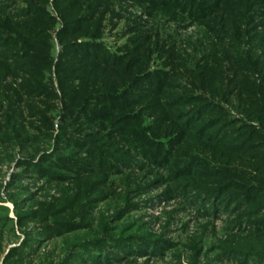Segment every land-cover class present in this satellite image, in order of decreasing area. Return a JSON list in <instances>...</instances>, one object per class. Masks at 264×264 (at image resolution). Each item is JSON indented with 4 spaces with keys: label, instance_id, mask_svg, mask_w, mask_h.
<instances>
[{
    "label": "rangeland",
    "instance_id": "obj_1",
    "mask_svg": "<svg viewBox=\"0 0 264 264\" xmlns=\"http://www.w3.org/2000/svg\"><path fill=\"white\" fill-rule=\"evenodd\" d=\"M188 1H194V4L191 3V7L185 10L173 6L175 0H167L163 5L159 0H103L104 4L92 13L100 23L97 42L102 43L111 54L124 58V63L135 65L134 69L127 70L129 74L140 69L143 77L153 76L151 81L155 84L158 72H162L167 81L162 90H157L158 94L149 93L143 99L137 97L128 108L127 105L123 109L119 107L111 120L117 118L113 123L123 126H141L153 141L180 152L197 144L188 134L183 136L178 146L170 143L172 138H177L180 130H184L181 119L178 122L173 119H177V112L191 105L187 102L189 99L184 101L185 98L180 100L183 105H170L172 95L200 94L220 104L229 118L239 120L238 124L252 123L264 128V123L253 121L246 115L243 109L246 102L238 95L240 85L254 89L255 85L259 86L264 74V0H250L251 12L246 17L247 21L239 15L236 5H232L235 0ZM79 2L85 12V5L95 0ZM197 3H203L205 9L196 10ZM32 5L44 9L47 15L53 17L54 25L47 26L46 16H42L44 20L37 22L45 30L38 31L33 14L28 13L32 11L26 10ZM21 11L28 15L19 14ZM79 13L77 6L71 14L76 16ZM0 19H11V25L33 23L30 26L36 28L39 36L26 41V44L38 43H31L30 50L41 51L39 46L45 42L41 41L48 35L52 61L49 69L45 70L43 81L52 80V92L56 95L50 103L52 108H48L42 93H31L36 95L32 99L24 94L27 91L20 88V84L28 73L21 68L11 74L10 66L27 62L26 58L17 62L13 59L22 54L14 47V37L25 40V30H11L10 34L0 31V69L5 68L4 76L0 72V123H5L6 114H10L11 110H20L22 116L18 124L22 121L29 134L25 143L21 144L13 136L9 125L3 130L10 134H5L2 139L0 137V217L10 219L0 227V264H3L9 248L22 242L25 236L23 230L35 229L36 225L31 220L19 226L18 212H40L41 204L56 205L70 197H75L79 204L76 213L80 215L75 220L82 221L84 225L75 232L43 238L39 244L36 242L34 246L37 247L30 253V260L21 264H56L73 243L82 244L99 238L108 242L111 237L126 239L129 236L158 239L159 250L129 254L108 244V257L102 254L101 259L93 260L81 250L78 251V261L73 264H259L252 258L243 263L239 257L225 252L226 248L243 247L249 236L243 229L244 224L239 226L234 221L238 217L237 210L234 211L233 207L226 210L224 204L218 206L212 200L193 198L197 192L195 189H177L178 180L169 173V165L161 167L151 163L128 149L125 143L119 142L118 136L113 143L108 141L105 146H111V150L115 147L117 153L132 161L131 166L121 167L119 173L105 174L96 170L93 174L56 182L20 165L24 158L37 162L38 154L51 147V135L57 134L61 128H76L91 136L99 126L96 123L94 126L82 125L79 119L70 126L62 119L55 63L61 51L57 32L63 23V16L57 1L0 0ZM121 71L119 67H114V82L118 86H122L126 79ZM16 90L22 92L20 98H17ZM4 91L6 98L1 93ZM242 92L245 91H241V95L246 96ZM254 96H259L258 92ZM156 100H160L163 106L167 102L170 107L165 109ZM30 101L36 102L31 109ZM166 112L167 117L160 119L159 115ZM107 118L104 122H110ZM216 154L217 150L215 154L205 151L204 156L213 160L210 155ZM200 186L209 187L207 183ZM217 206L218 210L214 212ZM245 218L241 216L239 219ZM146 243L148 241H138L136 246L148 248ZM136 246L127 245L132 250ZM88 251L95 256L92 249ZM101 251L104 253L106 249Z\"/></svg>",
    "mask_w": 264,
    "mask_h": 264
},
{
    "label": "trees",
    "instance_id": "obj_2",
    "mask_svg": "<svg viewBox=\"0 0 264 264\" xmlns=\"http://www.w3.org/2000/svg\"><path fill=\"white\" fill-rule=\"evenodd\" d=\"M56 1L61 7L63 16V23L57 32L61 51L55 63V75L59 90L58 99L62 102V119L66 120L70 126L75 125L78 119L82 125L94 126L96 123L99 129L94 131V134L91 133L93 135L90 136L81 133L76 128H74L75 130L61 128L57 134L51 135V147L38 154L37 162L24 158L20 165L56 182L77 175L93 174L96 170L105 174L119 173L121 167L131 166L132 161L122 153H117L115 147L114 150H111V146L110 148L105 146L108 141V143H113L119 137V142L125 143L128 149L143 156L151 163L161 167L169 165L171 167L169 173L178 180L177 189H195L197 192L193 198L200 197L202 201L212 200L213 204L218 206L224 204L223 207L226 210L231 207L234 208V211L237 210L238 217L234 221H237L239 226L244 224L243 229L249 236L243 247L226 248L225 252L239 257L243 263L252 258L257 263L264 264V128H258L259 126L252 123L238 124L239 120L229 118L227 111L220 104L200 94L170 96V105L176 106L178 103L183 105V102L180 101L182 98H185L184 101L189 99L187 102L191 104L189 108L177 112V119H173L177 122L178 119H181V125L185 131L180 130L177 133V138H172L170 143L172 145L175 143L178 146L183 136L188 134L192 139L194 138L197 144L187 148L184 152L156 143L146 135L141 126H123L120 123H113L117 118L111 119L118 110L123 109L126 105L127 108L132 106L138 99L137 97L143 99V96L149 93L158 94V91L162 90L167 83L163 77L164 73L158 72L159 77L156 78L155 84L151 81L153 76L143 77L140 69L129 74L127 70L134 69L135 65L124 63V58L111 54L102 43L97 42L100 23L95 20L92 13L104 4L103 0L87 3L85 12H83L84 6L79 0L78 2L75 0ZM159 2L163 5L165 2L167 3V0H159ZM174 3L173 6L188 10L194 1L175 0ZM232 5H236L239 15L247 21L246 17L251 12L249 10L251 8L250 0H235ZM77 6L81 13L74 16L71 13ZM194 8L203 11L205 5L197 3ZM27 9L32 11L28 13L33 14L32 17L36 22L42 21V16H46L47 26L54 25V18L47 15L44 9L36 5L27 7ZM21 13L28 15L26 12L21 11L19 14ZM10 21L11 19H0V31L3 30L10 34L11 30H25V40L13 36L15 38L14 47L22 52L21 55L17 54L13 59L16 62L21 58L27 60L26 63L21 62L10 66L11 74L17 73L22 68L24 73H28L20 84V88L27 91L24 94L32 99V96L36 95H30L31 93L37 95L42 93L48 108H52L53 105L51 106L50 103L55 95L51 88L53 82L50 79L49 82L43 81L45 70L49 69L52 61L49 52L50 44L47 40L48 35L41 41H45L39 46L41 51L39 49L30 50L31 43L38 45L35 41L26 44L27 40L38 39L36 38L39 36L38 31L44 32L45 27L41 28L39 22H35V27H38L37 31L35 27L30 26L33 23L11 25ZM7 22L9 23L7 24ZM85 38L89 39L85 40ZM114 67L122 69L121 72L126 76L122 86H118L114 82ZM0 72L4 76L5 68H1ZM240 87L238 95L246 102V104L243 103L246 106L243 108L246 115L253 121L264 123V74L261 77V83L259 86L255 85L254 89L243 84ZM241 91H245L242 93H245L246 96H242ZM256 92L259 96H254ZM1 93L5 97V91ZM15 93L19 96L17 98H20L22 92L16 90ZM12 102H10L9 108ZM156 103L163 106L160 100H156ZM35 105L36 102H29L30 109ZM163 107L166 109L170 106L166 102ZM166 114L167 112L161 113L160 119H165ZM21 116L20 110L18 112L11 110L10 114H6L5 123H0L1 139L9 133L3 129L10 125V131L17 141L21 144L25 143L29 134L22 121L18 124ZM179 116L181 117L179 118ZM105 118L110 122H104ZM116 136L118 137L116 138ZM216 150L217 157L210 155L213 160H208L204 156L205 151L215 154ZM128 151L127 154H129ZM225 156L227 158L222 159ZM204 183H207L209 187L201 188L200 185ZM40 206L42 208L40 212L31 210L18 212L17 223L19 226L29 220L36 226L33 231L23 230L24 239L18 246L9 248L3 264H21L25 260H30L29 255L36 250L37 246H34L36 242L39 244L43 238L75 232L84 225L82 221L75 220V217L80 215L78 212L76 213L79 204L75 197H70L65 202L60 201L56 205L41 204ZM218 206L214 208V212L218 210ZM241 216H245L246 220L239 219ZM9 220L6 216L0 217V227ZM144 238L111 237L108 242L99 238L82 244L73 243L56 264L77 262L78 251L81 250L85 251V254L87 253L93 260L101 259L102 254L108 257L110 253L109 250V252L107 251L108 244L115 250H122L129 254L147 251L153 253L159 250L157 243L160 240ZM138 241L141 243L148 241L146 243L148 248L136 246ZM127 245L128 247L134 245L136 248L132 250ZM89 249L93 250L95 256L90 254ZM105 249L106 251L102 253L101 250Z\"/></svg>",
    "mask_w": 264,
    "mask_h": 264
}]
</instances>
